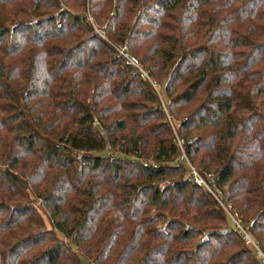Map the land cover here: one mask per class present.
Masks as SVG:
<instances>
[{"label": "trees", "instance_id": "trees-1", "mask_svg": "<svg viewBox=\"0 0 264 264\" xmlns=\"http://www.w3.org/2000/svg\"><path fill=\"white\" fill-rule=\"evenodd\" d=\"M230 215L264 253V0H0V264H261Z\"/></svg>", "mask_w": 264, "mask_h": 264}, {"label": "built area", "instance_id": "built-area-1", "mask_svg": "<svg viewBox=\"0 0 264 264\" xmlns=\"http://www.w3.org/2000/svg\"><path fill=\"white\" fill-rule=\"evenodd\" d=\"M101 36L102 34L99 33ZM116 54L122 59V61L131 67L132 71L136 74H138V76L143 79L144 81H148L151 86L156 90V86L155 83L153 82V80L150 78L147 70L144 68V66L141 64V62L138 60V58H136L134 55H132L129 51H128V47L125 43L121 44V45H113ZM178 141V145H180L179 140ZM142 166L146 167L148 164V162L146 161H141ZM151 165L153 167L156 166V164L154 162L151 163ZM189 168L191 170V178L192 181L197 184L198 186H201L205 189H207L212 196L216 199V201H218L221 206L225 209V211L228 213L229 211H227V209L223 206L222 201H221V197H220V191L213 189L209 184L211 182V179H208V181H205L203 177H201V175L191 166L189 165ZM162 186V184H161ZM231 216V215H230ZM237 232L239 233V235L243 238V241L246 245H248L252 251L255 253L256 257L264 264V253L262 252V250L259 248V246L255 243L254 239L251 237V235L248 232V229L244 226H242L233 216H231Z\"/></svg>", "mask_w": 264, "mask_h": 264}, {"label": "rangeland", "instance_id": "rangeland-1", "mask_svg": "<svg viewBox=\"0 0 264 264\" xmlns=\"http://www.w3.org/2000/svg\"><path fill=\"white\" fill-rule=\"evenodd\" d=\"M87 15H88V12H87ZM88 20H91L90 19V17H89V15H88ZM93 28H94V30H95V26H93ZM37 202V201H36ZM37 205V204H36ZM44 216V215H43ZM44 220L46 221V219H45V217H44ZM46 225L48 226V223H47V221H46ZM60 239H63V238H61V237H59ZM254 257H255V259H256V261H258V262H260L261 264H263L257 257H256V255L254 254Z\"/></svg>", "mask_w": 264, "mask_h": 264}]
</instances>
